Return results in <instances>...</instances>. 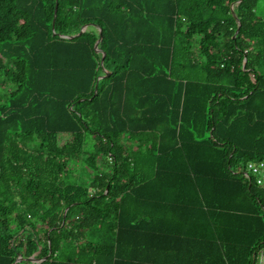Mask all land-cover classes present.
I'll return each instance as SVG.
<instances>
[{"label":"trees","instance_id":"16d2710c","mask_svg":"<svg viewBox=\"0 0 264 264\" xmlns=\"http://www.w3.org/2000/svg\"><path fill=\"white\" fill-rule=\"evenodd\" d=\"M2 85L0 264H255L264 0H0Z\"/></svg>","mask_w":264,"mask_h":264},{"label":"built area","instance_id":"2783aa9c","mask_svg":"<svg viewBox=\"0 0 264 264\" xmlns=\"http://www.w3.org/2000/svg\"><path fill=\"white\" fill-rule=\"evenodd\" d=\"M243 175L250 184L264 188V157L248 162ZM255 264H264V247L260 250Z\"/></svg>","mask_w":264,"mask_h":264},{"label":"water","instance_id":"95a60500","mask_svg":"<svg viewBox=\"0 0 264 264\" xmlns=\"http://www.w3.org/2000/svg\"><path fill=\"white\" fill-rule=\"evenodd\" d=\"M57 9H58V6H56V13H57ZM87 29V25H85L81 31V33H83L85 30ZM100 41V40H99ZM98 41V42H99ZM20 260H22V258H20Z\"/></svg>","mask_w":264,"mask_h":264},{"label":"rangeland","instance_id":"374dc122","mask_svg":"<svg viewBox=\"0 0 264 264\" xmlns=\"http://www.w3.org/2000/svg\"><path fill=\"white\" fill-rule=\"evenodd\" d=\"M2 87H4V85H2L0 88H2ZM0 91H2V90H0ZM18 264H27V262H25V261H20Z\"/></svg>","mask_w":264,"mask_h":264}]
</instances>
